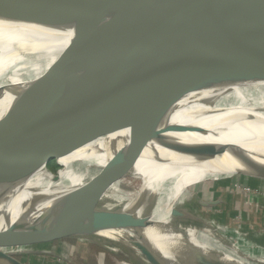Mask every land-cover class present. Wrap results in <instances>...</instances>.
Segmentation results:
<instances>
[{"label": "bare ground", "instance_id": "6f19581e", "mask_svg": "<svg viewBox=\"0 0 264 264\" xmlns=\"http://www.w3.org/2000/svg\"><path fill=\"white\" fill-rule=\"evenodd\" d=\"M43 14L46 16L40 14L18 29H0V84L22 80L41 85L70 80L86 84L91 73L138 29L114 20L107 10L88 6L85 1L62 13ZM106 34H111V38L102 44ZM62 62L72 67L58 74L50 71ZM249 70L264 73V56L246 57L241 62L225 61L169 86L168 90L180 99L152 97L114 122L113 118H86L72 124L66 130L65 140H74L76 145L59 159L62 168L58 179L55 181L44 172L38 181L42 183L37 193L42 201L41 211L54 204L66 186H72L64 206L102 203L142 219L152 210L156 212L165 198L171 203L179 194L189 195L188 188L200 177L223 180L257 165L252 157L200 162L193 166L178 164L205 145L226 142L251 145L264 136V81L254 82L244 73ZM21 120L0 105V139ZM123 147V152L113 155L116 148ZM23 149L14 158V165L19 169L30 168L35 162L33 146ZM86 163L110 175L124 171L146 175L147 186L151 184L158 191L157 198L144 203L117 202L106 200L103 194L85 191L80 186L88 175L83 171ZM123 186L118 181L111 189L119 190ZM28 195L0 197L1 207L21 205ZM198 226L201 225L197 221L192 222L188 236L168 231L139 235L122 227L99 226L72 231L86 239L99 234L124 241L141 255L144 264H264V260L256 262L257 256L241 253L238 245L232 246L221 236L216 241L206 232H197ZM105 228L108 230H102ZM179 239L184 240V245L179 244ZM25 244L19 242L2 248L9 251ZM165 259L170 262L165 263Z\"/></svg>", "mask_w": 264, "mask_h": 264}, {"label": "water", "instance_id": "95a60500", "mask_svg": "<svg viewBox=\"0 0 264 264\" xmlns=\"http://www.w3.org/2000/svg\"><path fill=\"white\" fill-rule=\"evenodd\" d=\"M83 1L138 29L91 73L86 84L81 80L52 85L24 80L0 84V105L22 119L0 139V197L29 194L21 205L1 207L0 203V264H25L2 246L59 233L80 236L72 230L81 227H122L139 235L168 231L188 236L172 223L173 219L190 220L191 227L195 222L187 209L179 207L180 194L171 203L165 198L156 212L152 210L154 213L141 219L102 203L64 206L72 190L66 186L58 200L41 211L37 193L42 183L38 181L44 172L58 179L59 170H51V164L55 162L61 170L59 159L76 145L74 140H65L66 130L75 122L86 118H113L114 122L152 97L180 99L169 86L225 61L264 56V0H0V29H18L44 12L62 13ZM110 38L111 34L104 35L102 44ZM71 67L62 62L50 71L58 74ZM244 73L254 82L264 81V73ZM30 145L35 162L30 168H16L14 158ZM241 157H252L257 165L240 173L264 179V136L251 145H205L178 164L193 166ZM80 187L103 194L91 186ZM178 242L184 245L183 239Z\"/></svg>", "mask_w": 264, "mask_h": 264}, {"label": "rangeland", "instance_id": "374dc122", "mask_svg": "<svg viewBox=\"0 0 264 264\" xmlns=\"http://www.w3.org/2000/svg\"><path fill=\"white\" fill-rule=\"evenodd\" d=\"M104 136L105 134L102 137ZM116 149L113 155L123 152L125 147ZM116 166L119 167V164ZM83 168V171L88 173L83 185L101 190L106 200L144 203L157 198L158 191L153 189L151 184L147 186L149 177L146 175L128 171L108 175L104 173V169L92 168L88 163ZM51 170L58 171L60 167L53 162ZM196 180L198 181L188 188L189 195L183 194L184 197L182 196L179 203V207L187 209L191 217L201 225L196 231L206 232L205 234L216 241L218 236H221L232 246L236 241L240 244L242 239L256 238L263 240L258 246L264 248V179L250 173H238L223 180L201 177ZM118 181H122L124 186L118 187L119 190L111 189ZM221 199H226V202ZM220 200L222 202H219ZM199 201L209 205L204 206L199 204ZM183 220L173 219L172 223L180 231L188 233L190 220ZM220 229H225L224 235ZM9 252H13L15 257L25 264H144L141 255L130 248L128 243L99 234L86 239L73 233H59L27 243L24 247L10 248ZM254 260L262 261L264 256Z\"/></svg>", "mask_w": 264, "mask_h": 264}, {"label": "crops", "instance_id": "0c3cea01", "mask_svg": "<svg viewBox=\"0 0 264 264\" xmlns=\"http://www.w3.org/2000/svg\"><path fill=\"white\" fill-rule=\"evenodd\" d=\"M221 200L223 202H226V199H221ZM221 200L219 202H222ZM226 235L229 236L228 233ZM262 241L263 240H256V238H249L248 240L242 239V242L240 244L238 243V241H236L238 244L236 243L235 246L238 245L240 247V251L242 253H246L248 255H254L257 257H259V256L263 257L264 256V248L258 246L259 243L262 244Z\"/></svg>", "mask_w": 264, "mask_h": 264}, {"label": "trees", "instance_id": "16d2710c", "mask_svg": "<svg viewBox=\"0 0 264 264\" xmlns=\"http://www.w3.org/2000/svg\"><path fill=\"white\" fill-rule=\"evenodd\" d=\"M53 163V162H52Z\"/></svg>", "mask_w": 264, "mask_h": 264}]
</instances>
